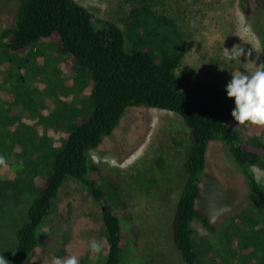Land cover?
Segmentation results:
<instances>
[{"label": "rangeland", "instance_id": "rangeland-1", "mask_svg": "<svg viewBox=\"0 0 264 264\" xmlns=\"http://www.w3.org/2000/svg\"><path fill=\"white\" fill-rule=\"evenodd\" d=\"M76 1L95 18L112 21L126 31L128 14L142 0ZM158 1L186 39L178 76L203 85H226L232 73H251L264 63V38L259 36L260 30L264 37V0H248L246 11L240 0ZM19 2L0 0V33L14 26ZM48 43H34L19 55L0 54V157L4 159L0 164V254L8 261L15 232L35 194L30 162L34 146L58 147L68 129L92 109L90 74ZM126 44L129 49L127 37ZM241 48L245 55L235 61L226 59V49ZM242 130L264 141V127L244 125ZM187 135L178 114L133 106L89 152L104 180L117 185L138 231L137 256L128 255L125 264H185L172 243L171 221L185 179ZM250 169L264 189V170ZM200 191L196 206L209 216L215 232L207 231L198 220L192 226L202 243L218 252L207 254L220 259L226 233H234L236 217L247 213L251 204L243 174L219 141L208 145ZM101 210L81 185L69 179L38 230L40 243L32 264H52L55 257L73 255L78 264L103 259ZM91 242L100 244L99 252H90ZM225 256L223 264L243 260L238 245L225 250ZM205 259L210 258L205 254Z\"/></svg>", "mask_w": 264, "mask_h": 264}, {"label": "trees", "instance_id": "trees-1", "mask_svg": "<svg viewBox=\"0 0 264 264\" xmlns=\"http://www.w3.org/2000/svg\"><path fill=\"white\" fill-rule=\"evenodd\" d=\"M19 1L14 26L0 33V54L19 55L34 43H51V48L90 74L92 90L88 97L92 109L68 129L58 147L56 144L49 150L41 144L34 146L30 162L35 170V194L15 232L10 264H32L40 243L38 230L51 215L55 199L69 179L81 185L102 209L104 253L96 264H125L128 255L137 256L138 231L126 203L117 185L104 180L89 155L133 106L174 112L188 129L185 179L171 221L172 243L182 261L223 264L227 260L225 250L238 245L241 264H264V189L250 169L255 166L264 170V141L244 135V125L233 120L234 103L226 95V85H203L176 74L186 39L165 9L158 7L164 5L158 0H142L128 14L123 31L112 21L95 18L76 0ZM247 1L240 0L243 11ZM259 36L263 40L260 30ZM126 37L131 42L129 49ZM211 141L221 142L240 169L251 204L247 213L236 217L234 233H226L220 259L207 254L218 252L202 243L192 226L193 220H198L207 231L215 232L209 216L196 206ZM205 254L210 259L206 260ZM82 264L92 263L87 259Z\"/></svg>", "mask_w": 264, "mask_h": 264}, {"label": "clouds", "instance_id": "clouds-1", "mask_svg": "<svg viewBox=\"0 0 264 264\" xmlns=\"http://www.w3.org/2000/svg\"><path fill=\"white\" fill-rule=\"evenodd\" d=\"M242 55H245L242 48L239 51L226 49V59L229 61H235ZM225 92L233 100L231 117L236 124L264 127V63L257 64L256 70L251 73H232ZM3 163V157H0V164ZM89 250L99 252L100 244L91 242ZM0 264L10 262L0 254ZM52 264H78V260L74 255L66 258L55 257Z\"/></svg>", "mask_w": 264, "mask_h": 264}]
</instances>
